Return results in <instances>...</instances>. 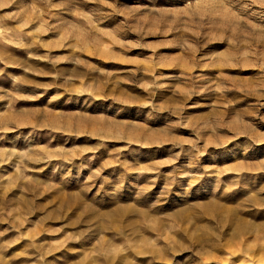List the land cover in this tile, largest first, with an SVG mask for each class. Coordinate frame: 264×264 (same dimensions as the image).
Segmentation results:
<instances>
[{
    "label": "rangeland",
    "instance_id": "1",
    "mask_svg": "<svg viewBox=\"0 0 264 264\" xmlns=\"http://www.w3.org/2000/svg\"><path fill=\"white\" fill-rule=\"evenodd\" d=\"M0 264H264V0H0Z\"/></svg>",
    "mask_w": 264,
    "mask_h": 264
}]
</instances>
